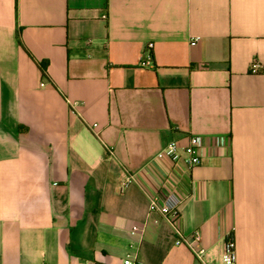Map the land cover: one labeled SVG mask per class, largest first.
Instances as JSON below:
<instances>
[{
	"label": "crops",
	"instance_id": "1",
	"mask_svg": "<svg viewBox=\"0 0 264 264\" xmlns=\"http://www.w3.org/2000/svg\"><path fill=\"white\" fill-rule=\"evenodd\" d=\"M192 134L190 174L157 158ZM195 231L264 264V0H0V264H197Z\"/></svg>",
	"mask_w": 264,
	"mask_h": 264
},
{
	"label": "built area",
	"instance_id": "2",
	"mask_svg": "<svg viewBox=\"0 0 264 264\" xmlns=\"http://www.w3.org/2000/svg\"><path fill=\"white\" fill-rule=\"evenodd\" d=\"M259 70V65L257 63L253 64L252 71L259 72ZM203 146V138L199 135L192 134L188 136L187 143L184 146H180L177 141L169 142L159 152L157 158H169L176 168L182 169L185 174H190L194 168L202 163ZM135 179L136 177L134 175L127 177V180L120 188V192H123L132 182L135 181ZM163 189V195H156L151 198L149 212L163 217L171 222L175 228L179 229L182 220L181 209L186 200V195L180 193L169 181L164 183ZM139 231V227L134 226L130 233L135 235L139 233ZM227 239L225 251L221 254V262L223 264H236L237 254L235 240L232 234H229ZM201 240L200 231H195L187 236H182L180 243L191 251L197 264H211L207 257L206 250L200 248ZM84 264L95 263L89 262ZM122 264H138V262L136 256L129 253L123 259Z\"/></svg>",
	"mask_w": 264,
	"mask_h": 264
},
{
	"label": "trees",
	"instance_id": "3",
	"mask_svg": "<svg viewBox=\"0 0 264 264\" xmlns=\"http://www.w3.org/2000/svg\"><path fill=\"white\" fill-rule=\"evenodd\" d=\"M19 44L21 46H23L22 43L20 42V40H19ZM35 62L37 63V65H38L39 69L41 70V73L43 74V76L47 77L48 76L47 63L46 62H39V61H36V60H35Z\"/></svg>",
	"mask_w": 264,
	"mask_h": 264
}]
</instances>
